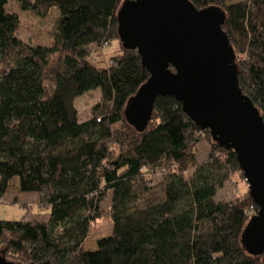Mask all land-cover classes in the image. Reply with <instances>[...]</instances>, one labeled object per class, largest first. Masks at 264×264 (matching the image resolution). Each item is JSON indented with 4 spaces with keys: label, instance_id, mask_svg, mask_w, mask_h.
Instances as JSON below:
<instances>
[{
    "label": "trees",
    "instance_id": "1",
    "mask_svg": "<svg viewBox=\"0 0 264 264\" xmlns=\"http://www.w3.org/2000/svg\"><path fill=\"white\" fill-rule=\"evenodd\" d=\"M12 1L0 0V201L17 179L51 215L46 223L0 219L3 257L18 264H264V253L244 245L259 206L237 153L173 96L156 99L146 124L130 113V99L151 75L120 37L127 0H26L42 16L61 13L47 46L19 37ZM189 1L224 13L241 90L264 119V0ZM115 41L108 67L92 65L94 52ZM94 90L100 101L81 120L76 101ZM202 142L210 150L200 162ZM236 179L247 191L219 199ZM104 218L111 234L86 251Z\"/></svg>",
    "mask_w": 264,
    "mask_h": 264
},
{
    "label": "water",
    "instance_id": "2",
    "mask_svg": "<svg viewBox=\"0 0 264 264\" xmlns=\"http://www.w3.org/2000/svg\"><path fill=\"white\" fill-rule=\"evenodd\" d=\"M119 21L121 40L138 50L151 75L130 99V113L146 124L156 99L173 96L198 125L237 153L259 206L244 230V245L264 253V119L241 90L224 13L199 10L189 0H127ZM3 259L0 264H7Z\"/></svg>",
    "mask_w": 264,
    "mask_h": 264
},
{
    "label": "rangeland",
    "instance_id": "3",
    "mask_svg": "<svg viewBox=\"0 0 264 264\" xmlns=\"http://www.w3.org/2000/svg\"><path fill=\"white\" fill-rule=\"evenodd\" d=\"M242 0H229V3H237ZM12 9L19 13L22 20V28L19 31V37L32 45L47 46L52 42V33L57 25V21L61 16L58 9H52L48 15L42 16L38 12L31 9L26 0H13L11 2ZM22 7H25L24 9ZM121 11V9H120ZM93 50L96 47H92ZM118 42H114L111 46L105 47L103 50L94 52L91 64L96 65L99 69H106L110 63V57L115 50H118ZM101 93L94 90L79 97L76 101V107L79 111L81 120H87L92 111V107L100 101ZM209 144L202 142L199 145L198 160L203 162L209 154ZM237 182V183H236ZM18 180L14 181L9 189L8 195L0 201V219L7 221H38L46 223L50 219L51 209L42 207L38 204V197L32 192H22L19 190ZM248 185L239 179L232 180L218 194L219 199H230L235 193H244L247 191ZM106 205L108 202L105 203ZM112 232L111 221L108 218L102 219L90 233L86 251H94L98 248V241L103 237H108ZM3 247L0 248L2 250ZM1 254V253H0ZM2 255V256H1ZM0 258H4L3 254ZM7 264H18L13 260Z\"/></svg>",
    "mask_w": 264,
    "mask_h": 264
}]
</instances>
